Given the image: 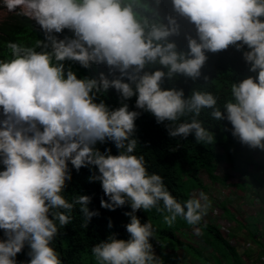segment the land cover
<instances>
[{
    "label": "trees",
    "instance_id": "trees-1",
    "mask_svg": "<svg viewBox=\"0 0 264 264\" xmlns=\"http://www.w3.org/2000/svg\"><path fill=\"white\" fill-rule=\"evenodd\" d=\"M26 1L0 22V264H142L144 234L194 258L195 226L242 264L191 191L260 169L264 0Z\"/></svg>",
    "mask_w": 264,
    "mask_h": 264
},
{
    "label": "crops",
    "instance_id": "crops-1",
    "mask_svg": "<svg viewBox=\"0 0 264 264\" xmlns=\"http://www.w3.org/2000/svg\"><path fill=\"white\" fill-rule=\"evenodd\" d=\"M262 142L264 144L263 137ZM257 163L260 165V169L256 175L264 180V169L261 168V165L264 164V155H259ZM249 169H252V167H249ZM250 173V170H248L247 174ZM245 180L242 178V182L238 186V190L243 195L239 196L238 203L234 202L233 205L228 204V208L222 205V211L216 210L215 207L220 208V206L214 203H203L201 205L198 202L201 214L200 226L212 225L218 227L221 231H224L221 234L226 238L228 243L230 240H233L235 243L238 241L243 242L233 246L238 251L242 264H264V185L260 183L257 185L259 186L258 188L247 191L248 187H240V184L246 182ZM211 216H213L212 220L209 219ZM184 233L183 237L187 234L188 239L186 241L204 254L203 256L192 258L189 254L180 251L175 256L172 247L165 248V250H161L160 254L168 256L169 261H171L169 264H174L175 261L172 260L174 256L178 258L175 264H210L206 257L210 259V262L212 261V264H231L230 257L227 258L222 253H216L212 250V246L207 242L208 239H204L200 227L195 226L192 230L184 231ZM192 234L200 238L192 242ZM203 258L206 261H203Z\"/></svg>",
    "mask_w": 264,
    "mask_h": 264
},
{
    "label": "rangeland",
    "instance_id": "rangeland-1",
    "mask_svg": "<svg viewBox=\"0 0 264 264\" xmlns=\"http://www.w3.org/2000/svg\"><path fill=\"white\" fill-rule=\"evenodd\" d=\"M23 2L27 5H31L26 0H23ZM7 4H12L21 9L24 13L29 14L33 17H37L39 15V10L36 9L34 6L32 8H26L22 5V2H16V0H0V22L6 19L8 16V10ZM242 107H246L248 105V99L243 98ZM252 107H254L255 112L257 114V118L260 121V128L258 133L261 134V136L264 138V105L260 104H253ZM255 159L259 161V155H255ZM260 166V165H259ZM261 167L264 168V164L261 165ZM244 166L241 163H230L227 161H222L218 163V168L215 173V175L218 177L217 181H213L209 178V176L204 171H200L198 176L199 180L202 183V188L200 189H193L191 191L192 197L195 198L201 205L203 203H214L216 205H219L220 208L215 207L216 210H221V206L228 208V204L233 205V203H238V198L241 196V192L239 189V183L242 182V178L246 179V182H243L240 184L241 188L248 187L246 190L253 188H258V184L264 185V180H262L260 177L256 175L257 171L259 170L257 167L249 169L250 174L243 173ZM237 188V189H236ZM243 196V195H242ZM220 211V213H221ZM209 219H213V216L209 217ZM221 231V230H220ZM223 234L224 231H221ZM185 234V233H183ZM206 234V232H205ZM191 239L192 242H195L197 238H200L199 236H194ZM143 240L146 242L148 247V253L145 254V256L137 254L135 250H133V255L135 259L138 262H142L144 259L152 260L155 264H169L171 261H169L168 256L161 255L162 245L155 241L153 237L147 236L144 234ZM186 241V239H183ZM175 256L179 254L180 251H182L179 248H173L172 249ZM171 250V251H172ZM178 252V253H177ZM183 252V251H182ZM184 253V252H183ZM136 254V255H135ZM171 256V255H170ZM172 257L175 262L178 259L177 257ZM198 256H202L201 254L197 253L196 251H193V257L197 258ZM151 258V259H150ZM167 260V261H166ZM201 260V259H200ZM203 261H206L205 258H203ZM174 262V264H175ZM143 264H146L145 262Z\"/></svg>",
    "mask_w": 264,
    "mask_h": 264
},
{
    "label": "clouds",
    "instance_id": "clouds-1",
    "mask_svg": "<svg viewBox=\"0 0 264 264\" xmlns=\"http://www.w3.org/2000/svg\"><path fill=\"white\" fill-rule=\"evenodd\" d=\"M28 2V1H27ZM30 4H31V7L32 6H34L31 2H29ZM35 7V6H34ZM36 8V7H35ZM36 9H38V8H36ZM39 10V9H38ZM40 11V10H39ZM26 14V13H25ZM28 16H30V17H32V18H35V17H33V16H31V15H29V14H27ZM261 105V104H260ZM261 124V123H260ZM260 128V127H259ZM259 131V130H258ZM259 134V133H258ZM260 136H261V134H259ZM261 138H262V136H261ZM192 195V194H191ZM195 199V198H194ZM196 200V199H195ZM197 201V200H196ZM198 202V201H197ZM192 229H193V227H192ZM192 229H190V230H192ZM148 236V235H147ZM143 237H144V235H143ZM143 237H142V239H143ZM155 241H156V239L155 238H153ZM144 241V240H143ZM232 241L233 240H230L229 241V244L231 245V246H235V245H233L232 244ZM144 243H145V246H146V248H145V251L144 252H137V254H139V255H142V256H145V254H147L148 253V247H147V244H146V242L144 241ZM162 248H164L163 250H165V248L166 247H164L163 245H162ZM136 255V254H135ZM136 260V259H135ZM144 261H145V259L143 260V263H144ZM146 263V262H145ZM147 264V263H146Z\"/></svg>",
    "mask_w": 264,
    "mask_h": 264
},
{
    "label": "bare ground",
    "instance_id": "bare-ground-1",
    "mask_svg": "<svg viewBox=\"0 0 264 264\" xmlns=\"http://www.w3.org/2000/svg\"><path fill=\"white\" fill-rule=\"evenodd\" d=\"M14 1V0H13ZM19 1H21L22 2V5L25 7L26 6V8H30L31 7V5H29V4H25L24 2H23V0H16V2H19ZM32 8V7H31Z\"/></svg>",
    "mask_w": 264,
    "mask_h": 264
},
{
    "label": "built area",
    "instance_id": "built-area-1",
    "mask_svg": "<svg viewBox=\"0 0 264 264\" xmlns=\"http://www.w3.org/2000/svg\"><path fill=\"white\" fill-rule=\"evenodd\" d=\"M241 243H243V242H241V241L239 242V241H238L237 243H235V242L232 241V244H233V245L241 244Z\"/></svg>",
    "mask_w": 264,
    "mask_h": 264
}]
</instances>
